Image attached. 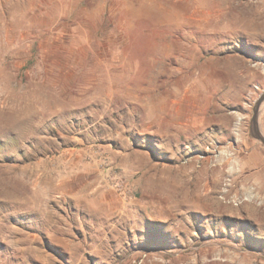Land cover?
<instances>
[{"label": "rangeland", "instance_id": "374dc122", "mask_svg": "<svg viewBox=\"0 0 264 264\" xmlns=\"http://www.w3.org/2000/svg\"><path fill=\"white\" fill-rule=\"evenodd\" d=\"M263 94L264 0H0V264H264Z\"/></svg>", "mask_w": 264, "mask_h": 264}, {"label": "water", "instance_id": "95a60500", "mask_svg": "<svg viewBox=\"0 0 264 264\" xmlns=\"http://www.w3.org/2000/svg\"><path fill=\"white\" fill-rule=\"evenodd\" d=\"M263 102H264V94L261 96L254 109V115L252 118V133L258 140H260L264 144V135L260 130V125H259V110Z\"/></svg>", "mask_w": 264, "mask_h": 264}, {"label": "bare ground", "instance_id": "6f19581e", "mask_svg": "<svg viewBox=\"0 0 264 264\" xmlns=\"http://www.w3.org/2000/svg\"><path fill=\"white\" fill-rule=\"evenodd\" d=\"M238 22H240V21H238ZM238 25V24H237ZM226 106V105H225ZM239 121V120H238ZM240 126V125H239ZM225 127H226V125H225ZM224 127V129L226 130L227 128H225ZM224 129H222V130H224ZM224 132V131H223ZM225 133V132H224ZM190 140V139H189ZM191 141V140H190ZM229 149V148H228ZM230 153V152H229ZM231 155V154H230ZM229 154H227V155H223L222 156V158L221 159H223V161H224V163H229L230 161H231V159H232V157L230 156ZM222 161V160H221ZM251 196V195H250ZM253 197V196H252Z\"/></svg>", "mask_w": 264, "mask_h": 264}]
</instances>
